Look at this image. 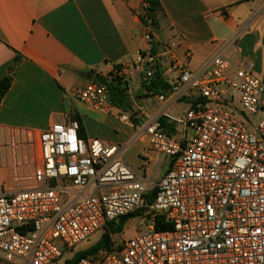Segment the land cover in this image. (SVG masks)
Segmentation results:
<instances>
[{"label": "built area", "instance_id": "2783aa9c", "mask_svg": "<svg viewBox=\"0 0 264 264\" xmlns=\"http://www.w3.org/2000/svg\"><path fill=\"white\" fill-rule=\"evenodd\" d=\"M141 21L133 69L148 84L159 72L169 88L146 90L159 107L144 124L142 112L118 117L132 125V142L170 158L168 170L148 186L125 162L128 146L83 139L77 120L52 124L26 159L30 170L16 169L0 188V264H57L70 253L65 264L77 246L132 215V237L111 234L109 249L74 264H264V76L234 66L223 50L191 69L176 44L156 39L145 10ZM127 70L114 66L78 100L114 108L108 84L125 83ZM179 102L188 105L181 115L170 110ZM157 218L170 229L156 230Z\"/></svg>", "mask_w": 264, "mask_h": 264}, {"label": "crops", "instance_id": "0c3cea01", "mask_svg": "<svg viewBox=\"0 0 264 264\" xmlns=\"http://www.w3.org/2000/svg\"><path fill=\"white\" fill-rule=\"evenodd\" d=\"M159 2L156 39L176 44L175 55L191 69L223 50L234 66L251 65L253 73L264 76V9L259 0ZM145 7L144 0H0V81L16 55L21 56L0 101V185L11 182L16 169L30 170L26 159L37 154L38 135L52 124L77 120L83 139L97 138L83 107L106 118L115 108H93L77 95L95 78L111 75L114 66L127 67V92L136 97L135 108L144 117L159 107L143 81L130 89L133 79L141 77L133 63L141 49ZM117 111L114 117L130 129L126 153L134 146L139 162L136 167L127 164L152 186L168 170L170 158L146 140L132 142L134 129L119 119L124 111Z\"/></svg>", "mask_w": 264, "mask_h": 264}, {"label": "rangeland", "instance_id": "374dc122", "mask_svg": "<svg viewBox=\"0 0 264 264\" xmlns=\"http://www.w3.org/2000/svg\"><path fill=\"white\" fill-rule=\"evenodd\" d=\"M182 62L187 63V61H185L184 59H181ZM94 82H100V79L95 78L93 80ZM140 82H142V79L140 76H136L133 81L132 84L130 86V89H136L139 87V85L141 84ZM128 100H129V104L122 109V111H124L128 116H132L135 117V115H140V111L134 103V99L136 98L135 96L133 97L129 92H126ZM88 106L83 107V110L81 111V113L85 116V119L88 120V124L92 126L93 131L95 133V136H97V138H99L100 140H103L105 142H111L112 144L121 146L122 148H124L130 138V129L129 127L125 126L124 124H121L113 115V113L117 114V109H112L111 111H113V113L111 115H109L108 118H106L108 115L103 114L101 112L98 111H91L87 108ZM188 105L185 102H179L177 104H175V106L173 107L172 112L178 115H181L183 112H185V110L187 109ZM147 121L146 117H141L139 122L140 124H144ZM169 133L171 135L174 136V133L170 132ZM124 160L126 161V163L132 165V166H137L139 164L138 162V158H137V153L134 149V146H131L128 150V152L125 154L124 156ZM4 184L0 185V188L3 186ZM137 225V222H135L134 220H130L126 225L124 230L122 231V236L124 238H130L132 237L136 230L135 227ZM103 235V234H102ZM102 235L100 233L94 235L93 237H91L88 241L83 242L82 244H80L79 246H77L74 249V253H79L82 251H85L93 246H95L97 244V242L100 240V238L102 237ZM73 253V255H74ZM72 255V256H73ZM70 256L69 254L64 255V257L57 263V264H64V261Z\"/></svg>", "mask_w": 264, "mask_h": 264}, {"label": "trees", "instance_id": "16d2710c", "mask_svg": "<svg viewBox=\"0 0 264 264\" xmlns=\"http://www.w3.org/2000/svg\"><path fill=\"white\" fill-rule=\"evenodd\" d=\"M146 4V8L144 9L150 16L154 18V24L155 27H157V21H156V16L157 13L161 10V5L159 0H144ZM21 61V56L19 54L16 55L14 59L13 65L10 67V71L7 75H5L2 80L0 81V101L2 98L5 96V94L8 92V90L11 87L12 84V75L11 72L13 70V67ZM100 82H105L107 81L106 78H99ZM147 90H153L155 93H163L166 92L169 88L168 85L163 83V80L161 78V75L159 72H157L154 76V78L150 81L148 84L147 82H143ZM127 85L126 83H120L119 81L112 82L108 84L109 92H110V102L114 108L117 109H124L128 104L129 100L127 97V90L128 87L124 88V86ZM163 126L165 127L166 131L169 132L171 131L170 126L166 123L165 120L162 121ZM82 131L80 130V136H82ZM128 216V217H122L118 221H114L109 224L107 231L102 235L100 240L97 242V244L85 251L76 253L75 256L71 259L66 261L65 264H74L77 260H79L82 257L89 256L97 251L104 250V249H109L110 247V235L117 233V232H122L125 228V225L127 222L133 217ZM161 217V216H159ZM161 218H157V223L155 226V229L158 231L162 230H168L170 229L169 225H164L162 224Z\"/></svg>", "mask_w": 264, "mask_h": 264}, {"label": "water", "instance_id": "95a60500", "mask_svg": "<svg viewBox=\"0 0 264 264\" xmlns=\"http://www.w3.org/2000/svg\"><path fill=\"white\" fill-rule=\"evenodd\" d=\"M126 87H127V85L124 86V88H126Z\"/></svg>", "mask_w": 264, "mask_h": 264}]
</instances>
